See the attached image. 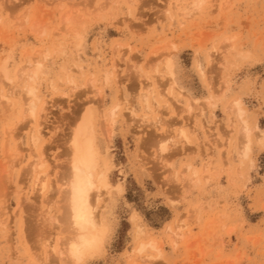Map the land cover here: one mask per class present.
<instances>
[{"label": "rangeland", "instance_id": "rangeland-1", "mask_svg": "<svg viewBox=\"0 0 264 264\" xmlns=\"http://www.w3.org/2000/svg\"><path fill=\"white\" fill-rule=\"evenodd\" d=\"M196 1L0 0V264H60L82 114L110 184L104 241L80 264H264V0ZM241 119L252 128L247 156ZM38 123L44 163L32 172Z\"/></svg>", "mask_w": 264, "mask_h": 264}, {"label": "bare ground", "instance_id": "bare-ground-1", "mask_svg": "<svg viewBox=\"0 0 264 264\" xmlns=\"http://www.w3.org/2000/svg\"><path fill=\"white\" fill-rule=\"evenodd\" d=\"M202 2L203 0H197L195 6L199 8ZM170 67V62H167L166 70L170 78V88L167 95H170L173 101L174 98H172V96L175 95L174 91L177 86L171 79L172 70ZM34 68L35 71L41 67L40 65H37ZM71 83H74V81ZM25 89L26 94L29 95L26 103V112L32 119H35L38 109L36 103L38 96L35 92V87L31 84L26 85ZM151 94L152 90H142L140 93L147 109H150ZM2 97L8 99L6 94H2ZM168 97L169 96H167V98ZM193 104L194 105L192 106L195 107L196 110L197 105L195 106L194 102ZM235 106L237 108L238 115L242 116L243 108L241 107V103L239 101H235ZM115 108L116 106L111 110V117L108 120V126L106 125L107 127L111 126ZM39 110L41 112L40 118L42 115H46L47 108L45 105H41ZM186 110L189 113L190 111L192 112L191 106L188 105ZM130 111L131 113H134L133 109H130ZM241 121L243 125V137L245 139V145H243L244 147L242 148V153L243 156H247L251 149L250 142L252 128L248 126L246 120L241 119ZM42 130L43 129L40 123L35 124L30 136L32 150L36 152V159L30 164L32 172H35L38 166L44 163V152L39 147L41 136L43 135ZM184 134L185 133H183V131H180L181 137H185ZM68 150V170L64 182L65 187L62 188V191H64L66 219L70 229V235L66 238L62 247L58 250V254L60 256V264H65L66 262H70L71 264H80L84 260L88 249L97 248L104 241L107 227L99 213V209L101 207L99 201L102 195V189L107 188L110 184L108 179L109 162L98 146L96 131L89 114H82L80 120L72 130ZM160 150H165V146L160 145ZM187 168L191 170V173L189 174L196 177V169L191 168L190 165H188ZM34 184L37 191L40 193L45 192L47 189V185H45L44 181H40L37 176H35ZM140 232V229L136 231V237L139 236L138 234ZM74 244L83 249L84 254L79 259L73 255ZM147 246L154 248V242H140L137 250L141 252L145 250Z\"/></svg>", "mask_w": 264, "mask_h": 264}, {"label": "snow or ice", "instance_id": "snow-or-ice-1", "mask_svg": "<svg viewBox=\"0 0 264 264\" xmlns=\"http://www.w3.org/2000/svg\"><path fill=\"white\" fill-rule=\"evenodd\" d=\"M84 254L83 249L77 245H73V255L79 259Z\"/></svg>", "mask_w": 264, "mask_h": 264}]
</instances>
